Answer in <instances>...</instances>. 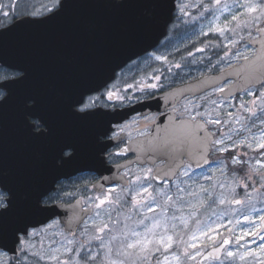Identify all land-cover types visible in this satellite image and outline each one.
<instances>
[{"label":"snow or ice","instance_id":"obj_1","mask_svg":"<svg viewBox=\"0 0 264 264\" xmlns=\"http://www.w3.org/2000/svg\"><path fill=\"white\" fill-rule=\"evenodd\" d=\"M66 2L52 0V7L46 8L51 15L35 22L56 20L64 13ZM142 3L148 8L153 6V0H142ZM203 6L206 11L219 13L214 16L217 21L224 11L229 10L225 0H210L209 5ZM236 6L241 11L232 13L221 23H213L209 32L221 36L230 32L244 40L241 33L247 31L250 44L259 45L251 57L246 54L252 51L249 44H245L246 52L236 53L237 60L242 58L245 61L241 66L245 73L244 85H259L262 89L259 94L246 87L245 91L252 99L241 100L235 113L224 110L222 101L208 100L205 96L201 98V104L189 99L179 109L174 106L171 114H165L166 126L162 122L156 125L154 119L145 118L154 127L149 130L145 126L139 133L144 140L136 142L137 162L143 166L135 170L124 166L119 182L110 187L106 188L105 183L92 184V195H87V185L85 195L78 198L64 185H60L53 195V189L45 187V183L34 185L25 193L18 183L6 179L7 172L0 171V264H264V243L255 249L241 244L246 237H258L264 241V215L258 217L260 223L257 225L250 215L257 211L252 202L254 197L247 191L251 187L252 192L259 195L264 189V26H261L264 24V0H242ZM0 12L5 18L9 16V12L3 11V5H0ZM37 15L35 11L31 13L33 17ZM252 29H255V35ZM237 43L235 39L229 40L230 45ZM225 55H228L227 51ZM155 59L168 60L166 56H155ZM11 68L17 70L8 71ZM30 76V71L22 64L8 65L7 68L0 66V81H3L0 82V109L16 101L30 135L50 137L54 129L42 99L34 93L17 96V90ZM150 79L155 82L129 83L124 91L136 88L139 92L154 94L148 90L162 87L159 85L161 76L154 75ZM107 86L106 80L100 87ZM98 90L86 86L74 94L68 104L73 119L86 122L103 117L104 114L96 110L100 96L89 95ZM213 91H227L226 98L235 99L227 85L218 86ZM104 95L109 101L126 98L113 90ZM229 106L236 108L235 104ZM110 132L111 128L93 136L92 142L99 146L100 152L104 151L100 143L102 137L117 138L115 134L109 135ZM131 147L132 141L129 140L128 146L119 154L123 155ZM82 149L83 145L77 139L63 140L52 162L54 168L72 163ZM242 149L248 151L242 152ZM249 152L254 155L250 156ZM212 153L230 155H221L217 161L210 162L208 157ZM99 155L98 152V158ZM108 155L110 157L111 153ZM210 163L219 166L212 175L203 177L209 184L206 186L199 180L189 184L194 168ZM236 165L240 167H231ZM216 172L225 180H219ZM214 180L216 183H211ZM216 184L221 189L227 188V195L223 191L217 194ZM237 188L245 190L243 198L238 197ZM66 198L75 199L71 205L73 214L61 223L53 217L56 207L63 206ZM225 204L247 208L249 211L243 214V219L253 225L251 229H242L235 237L238 246L235 250L226 247L232 244L231 236L217 241L218 229L224 227L223 224L197 220L196 230L189 235L188 219L183 215L185 209L192 210L189 215L194 216L198 210ZM39 216L44 217L39 221L46 225L43 228L37 227L36 218ZM212 233L215 235H210ZM240 248L244 250L240 251Z\"/></svg>","mask_w":264,"mask_h":264},{"label":"water","instance_id":"obj_2","mask_svg":"<svg viewBox=\"0 0 264 264\" xmlns=\"http://www.w3.org/2000/svg\"><path fill=\"white\" fill-rule=\"evenodd\" d=\"M177 1L153 0V6L148 8L143 5L142 0H67L64 13L56 20L48 23L35 22L47 18L51 13L36 17L25 15L9 26L0 28V33H3L0 35V66L22 64L31 74L30 79L19 87L20 95L17 92V96L31 92L38 95L41 90L47 91L48 88L41 87L40 83L49 81L45 66L55 63L52 60L59 59L54 53L65 48L75 51L68 57V71L58 73L62 81L67 83V86L64 84V94L58 98L52 96L53 103L48 94L38 95L45 108L52 104L62 107L59 111V123L67 128L59 136H31L16 101H11L0 109V171L7 172L6 179L18 183L25 193L34 185L44 183L45 187H51L55 191L59 181L91 171L99 176L94 184L105 183L107 188L119 182L124 166L128 167L137 162L136 142L143 141L144 137L133 140L131 149L123 154H134L135 158L108 165L102 155L107 146L100 142L104 148V151L100 152L99 146L92 142L95 134L112 129L113 124H118L138 112L143 115L164 112L156 121V125L162 122L166 126L168 121L165 114L172 112V109H168L184 97L198 96L230 80H233L228 86L232 97L243 93L246 87H255L244 85L245 73L241 71V66L245 61L242 60L233 67L173 86L131 106L116 108L112 112L96 108L104 114L103 117L86 122L71 117L68 104L77 91L86 86L100 90L104 81L111 82L119 70L161 43L174 20ZM250 40L251 38L249 43ZM252 46L259 48L258 44ZM110 77L113 79H109ZM34 83L36 86L32 88ZM219 94L225 98L228 96L227 91ZM51 114L54 118L59 117L53 112ZM49 118L53 121L51 116ZM68 138L81 142V154L72 163L54 168L52 162L57 148ZM122 149L118 150V153ZM208 158L211 162V154ZM101 159L104 160L103 163L100 162ZM205 166L207 165L197 169ZM74 203L75 199L70 202L63 201V206L56 207L53 219L59 218L63 223L71 217V205ZM42 220L43 216L36 218L37 227L44 225L39 223Z\"/></svg>","mask_w":264,"mask_h":264},{"label":"rangeland","instance_id":"obj_3","mask_svg":"<svg viewBox=\"0 0 264 264\" xmlns=\"http://www.w3.org/2000/svg\"><path fill=\"white\" fill-rule=\"evenodd\" d=\"M1 1L6 0H0V2ZM18 2L19 4L21 2L20 9L18 7L19 13H30L35 11L37 14H43L47 12L46 8L52 7V0H18ZM225 2L228 4L229 10L224 11L223 15H220V19L217 21L214 19V16L219 15V13H215L214 10L206 11L203 6L209 5L210 0H178L176 19L171 26L168 37L162 42L161 47L147 57L130 64L126 69L119 73V76L113 83L112 87L118 90L120 88L125 89L129 83L138 84L142 81L144 83H153L155 81L151 80L150 77L160 75L161 80L159 81V85H162V87L158 86V89L152 90L160 91L172 85L197 79L205 74L219 72L223 69L237 65L243 59L241 58L237 60L236 53L246 52L245 44H249V47L252 49V51L246 52V54L251 57L255 47L248 42L250 37H248L247 31L241 33V35L244 36V40H240L239 36H232L230 32L225 33L223 36L215 32H209V28L213 23H221L225 18H230L232 13L241 11L236 5L238 2H242V0H225ZM252 31L255 35V29H252ZM230 39H235L238 43L230 45ZM198 49H204V51H198ZM226 51L228 55H225ZM189 53H191V55ZM155 56H166L168 60L158 61L155 59ZM176 64H180L181 67L176 68ZM230 83L231 81L226 82L221 86H228ZM249 90L256 92L258 95L259 90L262 89H259V86H257L251 87ZM149 91H151V89H149L148 92ZM145 94L146 93L137 91L136 88L124 91V96L126 98H141ZM205 96H207L208 100L222 101L225 104L224 110L232 111L234 113L241 100L247 102L252 99L251 96L247 95L246 91L234 96L235 99L230 100L224 96H220L218 92H214L212 89L199 96L184 99L182 103L185 104L190 99L196 104H201V98ZM123 102L124 101H119L118 104H122ZM230 104H235L236 108L230 107ZM134 121L137 123L139 118L134 119ZM225 131H227V129H225ZM253 131L256 130L254 129ZM241 151L248 150L242 149ZM221 155L227 157L230 154L212 153V161H217L218 157ZM249 155L253 156L254 154L249 152ZM242 158L247 160V157ZM252 163H254V160ZM218 166V163H210L201 169L194 168L192 180H189V184H192L193 180H199L207 186L209 181H204L203 177L212 175L213 170ZM231 167L239 168L240 166L236 165ZM215 175L219 180H225V177L220 176L219 172H216ZM94 179L95 177L93 174L87 173L65 181L62 185L65 186L68 192H75L77 196L85 195L84 188L87 185L89 189L87 195H92L93 191L90 187ZM211 183L215 184L216 182L214 180ZM249 184H251V181H249ZM258 186L259 185H257V187ZM221 191L225 192L227 195V188L221 189L219 184H216V193L218 194ZM236 191L239 198L244 197L245 190L243 188H237ZM247 191L254 197L252 202L255 204L257 211L251 212L250 215L258 225L260 223L258 217L264 215V189H261V194L259 195L253 193L251 187ZM64 201L70 200L66 198ZM235 209H240V206L230 204L213 206L211 209H201L196 211L194 216L189 215L192 210L185 209L183 215L188 219L189 235L196 230L197 220L204 223L215 222L216 224H223L224 227L218 229L220 235L217 236V241H219L221 237L231 236L232 244L229 247L232 250H235L238 247L235 242V237L240 235L242 229L247 230L253 227L252 224H249L243 219V214L247 213L249 210L243 208L240 209V211H235ZM177 215H180V213H177ZM54 220L59 219L55 218ZM237 220L240 221L239 224L236 223ZM229 221H232V223H229ZM176 223L180 224V221H176ZM45 226L46 225L44 224L38 228H43ZM229 229H231V232ZM210 235H215V233ZM187 238L188 237L185 236V239ZM204 242L208 243L207 238H204ZM196 243L200 244L201 241H196ZM260 243H264V241H260L258 237H246L244 241H241L242 245L246 244L247 247L251 249L257 248ZM243 250L244 248H240V251ZM198 259L200 258L198 257Z\"/></svg>","mask_w":264,"mask_h":264},{"label":"flooded vegetation","instance_id":"obj_4","mask_svg":"<svg viewBox=\"0 0 264 264\" xmlns=\"http://www.w3.org/2000/svg\"><path fill=\"white\" fill-rule=\"evenodd\" d=\"M0 5H3V11L9 12V16L7 18H5L3 16L2 12H0V28L9 26L10 24L15 22L20 17L25 16V15H31V13H32V12H30V13H21L20 12L19 13L18 7L20 9L21 2L19 4L18 0L1 1ZM9 5H11L12 7H9ZM22 12H25V11H22ZM47 13H49V12L47 11L46 13L38 14L37 16H42V15H45ZM175 19H176V17H175ZM172 24H171V26H172ZM171 26L169 28V32L171 30ZM160 47H161V44L158 46V48L148 52L147 54H145V55H143L137 59H135L130 64H132L133 62H135L137 60H141V59L147 57L148 55H150L151 53H153L154 51H156ZM74 52L75 51H72L68 48H65V49L61 50L60 52L54 53L59 59L52 60L55 63H53V64L50 63V64H47V66H45V71L48 74L49 81L46 82L45 84L40 83V86L41 87L45 86L48 88V90L47 91L43 90L44 92H42V90L39 91L38 92L39 96L42 95V93L48 94L50 97L49 100L51 101V103H53L52 96H55L56 98H58L59 96L61 97L64 94V88H65L64 84L67 86V83H64L62 81V78H61V76H58V73H65L68 71V68H69L68 63L70 62V59L68 57ZM47 62H48V58L46 59V63ZM130 64H128L124 69H126ZM44 65H45V63H44ZM1 66L7 68V65H1ZM16 70H17L16 68L8 69V71H13V72ZM123 70H121L119 73H121ZM118 76H119V74H118ZM118 76L114 80H112L111 82L108 83L107 88H101L100 90L92 92L89 94L92 96H100V99L96 103V108H100L105 112H110V111L112 112L116 108H124V107L130 106L134 103L145 100V99H147V98H149V97H151L154 94L159 92V90L158 91H152L151 90V91H149V93H154V94H151V95L145 94L141 98L128 97V98L123 100L124 102L122 104H118L119 100H116L115 98L113 100L109 101V100H107L106 96L104 95V93H106L108 90L117 91L120 95L124 96V89L123 88H120L117 90L116 88L112 87L113 83L118 78ZM0 82H3V81H0ZM37 85L39 86V83H37ZM35 86H36V83H34V86L32 88H34ZM17 92L20 95L19 89L17 90ZM31 93H33V92H31ZM188 98L189 97H186L184 99H188ZM183 100H181L175 106L177 109H179L180 106L183 104L182 103ZM61 108L62 107H59V106H53V104L51 106H47L45 108L47 113H48V116L49 117L51 116L53 118V121H51L52 127L54 129L53 134H58V136H59V134H61L64 131L65 128H67L66 125L59 123V118L61 116L59 111L61 110ZM171 109H173V107H171ZM51 112L57 114L59 117L54 118V115L51 114ZM160 115H162V113L152 112V113H149L146 115H143L141 113H137V114L132 115L130 118H128V119H126V120H124L118 124H113L112 125V132H110L109 135L115 134V137H117V138L109 139L107 136H104L101 138V141H100L104 144V146H107V149L102 154L103 156H105V160H106L107 164L108 165H114V164L121 163L123 161H128V160L135 158L134 154L120 155L118 153V150L127 146L129 140L133 141V140L141 137V135L139 133L145 128V126H148L149 130H151V128L154 125H151L149 120L145 119V118H151V119H154L155 121H157L158 118L160 117ZM136 118H139V121L137 123L134 121V119H136ZM121 128L124 129L123 132L119 131V129H121ZM110 143L111 144L113 143V144L110 145ZM109 153H111L110 157L108 155ZM138 166H143V164H138V162H135V163L129 165L128 167L131 169H135ZM87 173H91L94 175L95 179L92 183V184H94L99 178V176L96 172L86 171V172H82L78 175L87 174ZM130 175H131V173H130ZM77 176H74V177L69 178V179H63V180L59 181L57 184V188L60 185H62L65 181L73 179ZM92 191H94V190H92ZM52 194L56 195V191H54ZM77 197H79V196H77ZM9 255H11V254H9Z\"/></svg>","mask_w":264,"mask_h":264},{"label":"trees","instance_id":"obj_5","mask_svg":"<svg viewBox=\"0 0 264 264\" xmlns=\"http://www.w3.org/2000/svg\"><path fill=\"white\" fill-rule=\"evenodd\" d=\"M240 175H243V173H241Z\"/></svg>","mask_w":264,"mask_h":264}]
</instances>
